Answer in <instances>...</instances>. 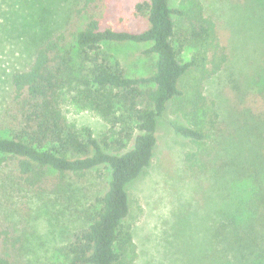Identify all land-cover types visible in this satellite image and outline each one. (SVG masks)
Here are the masks:
<instances>
[{
    "label": "trees",
    "instance_id": "16d2710c",
    "mask_svg": "<svg viewBox=\"0 0 264 264\" xmlns=\"http://www.w3.org/2000/svg\"><path fill=\"white\" fill-rule=\"evenodd\" d=\"M106 2L78 0L56 21L47 9L25 17L41 28L29 62L11 75L0 120L5 202L29 194H56L60 202H75L79 180L98 168L108 172L99 194L79 210V225L58 248L60 264L134 261L127 185L150 165L165 113L171 112V131L195 146L186 154L194 173L212 167L216 147L209 143L217 144L222 132L215 100L204 89L229 53L202 1L180 0L172 6L170 0H139L134 15L145 21L140 31L108 23ZM126 42L148 44L142 53L155 56L148 75H127L110 51V44ZM240 101L232 130H239L238 147L225 163L239 191L222 198L231 202L218 210L206 257L218 264H264V81ZM68 108L93 113L106 130L95 137L90 127L68 119ZM219 171L221 176L226 172ZM69 189L75 193L71 198ZM22 241L0 223V264H57L18 263Z\"/></svg>",
    "mask_w": 264,
    "mask_h": 264
},
{
    "label": "rangeland",
    "instance_id": "374dc122",
    "mask_svg": "<svg viewBox=\"0 0 264 264\" xmlns=\"http://www.w3.org/2000/svg\"><path fill=\"white\" fill-rule=\"evenodd\" d=\"M77 1L0 0V120L11 92V75L29 62L41 28L25 17H35L47 9L56 21ZM137 1L107 0L105 20L119 30H142L144 19L134 15ZM201 1L229 53L224 68L205 81L204 89L215 100L222 132L217 144L209 143L216 147L212 167L194 173L186 162V154L195 150L194 144L171 131L167 124L171 112L159 121L151 163L127 185L137 249L131 264H218L206 257L211 252L209 234L219 208L227 207L231 200L226 199L236 191L225 164L238 147L239 130L232 132L239 114L236 110L240 109L243 93L250 88L256 90L264 81V0ZM179 2L170 0L172 6ZM147 47L129 42L109 45L129 76H145L152 70L155 56L142 53ZM66 115L78 125L90 127L95 137L107 128L101 118L88 111L68 108ZM218 169L226 172L221 176ZM107 174L106 169L98 168L79 180L75 202H60L56 194H29L5 202L7 195L0 187V223L23 238L16 252L17 262L60 264L58 248L79 225V210L99 194ZM73 194L67 191L70 198Z\"/></svg>",
    "mask_w": 264,
    "mask_h": 264
}]
</instances>
